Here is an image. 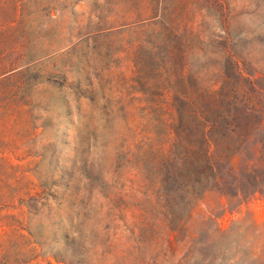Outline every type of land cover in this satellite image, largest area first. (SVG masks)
<instances>
[{"label": "rangeland", "instance_id": "rangeland-1", "mask_svg": "<svg viewBox=\"0 0 264 264\" xmlns=\"http://www.w3.org/2000/svg\"><path fill=\"white\" fill-rule=\"evenodd\" d=\"M3 22L25 49L0 57V264H264V0H0ZM192 82L227 137L171 232L151 154Z\"/></svg>", "mask_w": 264, "mask_h": 264}, {"label": "trees", "instance_id": "trees-1", "mask_svg": "<svg viewBox=\"0 0 264 264\" xmlns=\"http://www.w3.org/2000/svg\"><path fill=\"white\" fill-rule=\"evenodd\" d=\"M10 24L13 23L0 24V57L5 53L12 54L18 47L25 49L7 36L9 30H15ZM23 40L19 38V42ZM183 97L180 103L175 102L177 116L171 123L168 148L153 150L151 154L157 166L159 190L167 192L161 197L170 202L166 223L172 228L171 232L183 227L192 203L202 197L210 183L217 182V152L221 138L226 135L222 130L227 125L215 92L192 82ZM167 185L169 187L165 188ZM135 209L137 215H132L133 228L148 226L150 220L146 212Z\"/></svg>", "mask_w": 264, "mask_h": 264}]
</instances>
